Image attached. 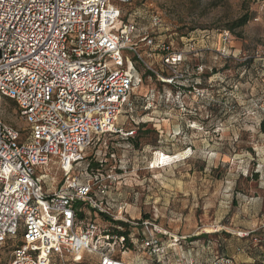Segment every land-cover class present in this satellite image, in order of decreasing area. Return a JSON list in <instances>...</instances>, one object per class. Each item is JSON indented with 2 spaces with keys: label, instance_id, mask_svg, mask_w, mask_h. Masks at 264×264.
Masks as SVG:
<instances>
[{
  "label": "built area",
  "instance_id": "2783aa9c",
  "mask_svg": "<svg viewBox=\"0 0 264 264\" xmlns=\"http://www.w3.org/2000/svg\"><path fill=\"white\" fill-rule=\"evenodd\" d=\"M125 2L0 0V103L11 100L27 125L22 139L21 132L0 117V264H66V252L72 263L92 254L97 257L95 264H133L114 256L116 251L121 255L128 251V241L135 244L132 233L126 238L105 231L91 218H78L80 207L86 206L131 229L138 226L128 217L126 202L118 211L102 206L115 176L100 179L88 171V164L79 176L71 173L96 139L121 132L117 120L132 110L131 94L142 81L134 68L136 62L177 89L174 97L185 113V94L204 99L205 93L196 87L198 81L186 93L178 90L187 86L185 76L190 74L183 64L188 55L200 56L211 47L208 35L199 40L181 37L182 48L158 41L162 23L158 14L150 17V30L138 31L133 22L117 28L119 4ZM220 38L216 55L227 59L231 55L229 31H222ZM140 46L147 51L141 52ZM143 57L157 58L171 77L159 76ZM167 94L159 99L168 102L172 94ZM149 96L143 97L145 110L154 103ZM53 167L64 173L63 182L55 188L50 178L52 186L45 188L44 179ZM141 224L144 228L152 225ZM152 226L151 232L167 234ZM236 236L252 238L264 264V219L254 230ZM173 240L174 244H164L152 235L147 242L150 254L162 261L175 246L177 239ZM3 254L8 255L5 262ZM211 264L236 262L215 255Z\"/></svg>",
  "mask_w": 264,
  "mask_h": 264
},
{
  "label": "rangeland",
  "instance_id": "374dc122",
  "mask_svg": "<svg viewBox=\"0 0 264 264\" xmlns=\"http://www.w3.org/2000/svg\"><path fill=\"white\" fill-rule=\"evenodd\" d=\"M119 8L117 28L133 22L138 31L150 30V17L158 14L162 21L158 41L173 42L175 48H182L181 37L199 40L208 35L206 41L211 50L200 56L190 54L184 63L191 69V78L199 80L196 87L205 93L204 99L186 93L184 113L179 110L175 92L163 85L156 74V79H143L131 94L132 110L123 112L117 120L116 127L121 132L96 139L84 150V160L71 173L79 176L89 162H94L100 166L88 168L89 172L100 179L108 174L115 176L102 206L118 211L120 204L126 202L128 217L138 226L132 230L135 244L125 254L116 251L114 256L142 264H211L212 256L222 254L221 248L228 250L229 255L237 250L253 254L254 248L238 242L228 223L234 218L248 220L251 207L258 212V218L264 214V128L259 126L264 118V0H128ZM244 13L250 16L247 24L229 32L230 57L219 58L216 51L221 44L220 33ZM139 49L147 51L142 46ZM128 55L133 59L131 53ZM143 59L159 76L171 77L157 58ZM140 63L134 64L139 76ZM198 67L202 71L196 73ZM168 92L172 96L164 102ZM145 95L154 99L149 110H145ZM206 113L211 118L205 117ZM0 117L18 129L22 139L25 137L27 125L12 101L2 100ZM210 119L212 124L206 128L204 122ZM137 123L143 125L142 130L151 131L140 135L137 132L138 146H134L124 133L135 131ZM48 173L44 187L52 186L53 178L58 188L64 173L55 167ZM255 198H259L258 204H249ZM80 208L83 218H91L102 229H108L102 216L95 212L97 208ZM142 221L167 234L151 232L152 225L146 230ZM195 222L197 228L183 234L190 237H181L182 228ZM152 235L164 244L177 239L175 246L167 250L163 263H157L150 254L147 242ZM207 245L212 248L211 257ZM7 258L3 254L4 262ZM63 260L66 264H95L97 257L84 254L78 263H72L66 252Z\"/></svg>",
  "mask_w": 264,
  "mask_h": 264
},
{
  "label": "trees",
  "instance_id": "16d2710c",
  "mask_svg": "<svg viewBox=\"0 0 264 264\" xmlns=\"http://www.w3.org/2000/svg\"><path fill=\"white\" fill-rule=\"evenodd\" d=\"M120 19H121V14H120ZM249 20H250V16L247 13H244L240 17H238L235 20L228 23V25H227L228 30L227 31L233 32L236 29L242 28L243 26H245L247 24V22ZM183 66L185 69H187L189 71V73H191V69L189 68L188 65L183 64ZM140 67L141 68H138L137 71L139 73H142V74H140L141 80L146 79V78L156 79V75L153 72H151L150 70L146 69L141 63H140ZM197 81L199 82V80L197 78H191L190 74L186 75L185 76V85H187V86L186 87H184V86L179 87L178 90L186 93L187 91H189L191 89V85H195L197 83ZM162 84L168 86L171 91L175 92L177 90V89L173 88L172 86L167 85L166 83H162ZM195 111H196V109H195ZM259 126L261 129L264 128V118L261 120ZM142 128H143V125L141 127L140 123H137L134 135L126 136L125 137L126 140L130 141L132 143V145L138 146L137 139L139 138V135L140 134H146L149 131H151L148 129L142 130ZM137 132L139 133V135ZM99 166H100L99 163H94V162H92V163L89 162V164H88V168H90L91 170L93 168H99ZM83 216H84V212L80 211L78 218L82 219ZM100 216H102V218L104 219V222L106 224L105 226H108V229H106L105 231L112 232V233L117 234V235H124L126 238L129 234L132 233L133 229H131L126 223L111 219V218L105 216L104 214H100ZM144 218H148V217L144 216ZM118 228H120V230ZM128 246L131 247V244H129V241H128ZM261 258H262V255L260 254V258H259L260 261H261Z\"/></svg>",
  "mask_w": 264,
  "mask_h": 264
},
{
  "label": "crops",
  "instance_id": "0c3cea01",
  "mask_svg": "<svg viewBox=\"0 0 264 264\" xmlns=\"http://www.w3.org/2000/svg\"><path fill=\"white\" fill-rule=\"evenodd\" d=\"M202 100H200L201 102ZM207 116H210L211 118V115L207 113L205 114V117ZM212 124V120L210 119L209 121H206L204 122V125H206L205 127L207 128V126L211 125ZM201 125V124H200ZM259 200V198H255L254 200H250L249 204H258L257 201ZM253 210L252 207L250 208V211L248 212V220L244 219V220H238V219H232L230 221V223H228V228L231 230V232H234L232 234H235L236 236V233L237 232H248V231H252L254 230L256 227H258V225L260 224V222L264 219V214L263 215H260V217L258 218V212H254L251 211ZM194 227L197 228V222L195 223H189L188 225V228H185L183 227L180 234L182 235L181 237H190L189 235H183V234H188V233H191L194 229ZM179 227L175 228L174 230H178ZM147 230V228H146ZM173 230V231H174ZM144 231H142L143 233ZM145 234V233H144ZM170 236H172L170 233H169ZM199 235L196 236V238L198 237ZM236 240L240 243H243V244H249L251 245V247H253V251L254 253H240L239 250H237L238 253L235 254V252H232L231 255L228 254V250H226L225 252L223 251V249L221 248V256H228V257H232L236 264L237 262H243V263H253L255 261H258L260 263V254H261V251L256 248L252 242V238H239L237 237ZM213 246V245H212ZM222 246V244L220 245V247ZM206 250L208 251V254L210 255L211 257V254H212V248L209 249V246L207 245L206 247ZM215 256V255H214ZM212 256V257H214ZM137 260V259H136ZM139 260V259H138ZM165 260V257L162 259V261H157V263H163ZM126 262H129L127 260H125ZM140 261V260H139ZM210 261H211V258H210ZM132 263V262H131ZM133 264H142L141 262H138V261H135L133 262Z\"/></svg>",
  "mask_w": 264,
  "mask_h": 264
}]
</instances>
